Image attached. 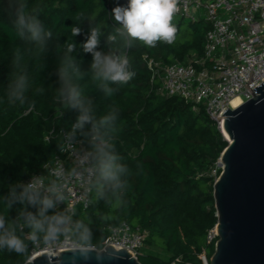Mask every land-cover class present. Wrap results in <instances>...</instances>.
<instances>
[{
    "label": "trees",
    "instance_id": "16d2710c",
    "mask_svg": "<svg viewBox=\"0 0 264 264\" xmlns=\"http://www.w3.org/2000/svg\"><path fill=\"white\" fill-rule=\"evenodd\" d=\"M28 2L30 10L38 9L41 23L53 32L54 38L42 56H37L35 50L27 51L14 35V17L3 10L0 0V196L7 195L9 184L27 183L33 173L43 172V166L60 153L56 145L78 115L57 101L59 60L55 43L73 41L77 45L74 54L87 70L92 55L83 52L80 45L85 42L89 21L81 22V34L73 37L72 28L79 22L72 17L82 11L96 22H104L106 26L101 31L107 32L115 24L111 10L117 4L126 5L127 0ZM173 23L178 31L172 45L161 42L149 48L138 43L128 50L136 76L111 99L106 100L87 79L81 81L97 115L105 114L109 105L120 109L118 131L107 135L105 142H114L127 172L122 176V187L103 188L105 198L98 199L97 189H92L91 205L78 209L74 220L82 221L91 230L92 247L99 250L104 247L107 226L126 222L141 228L147 235L139 255L142 264H200L198 254L218 220L213 185L221 170L217 176L213 171L228 145L219 125L202 105L196 106L180 96H167L159 90V83L151 81L152 71L147 65L150 59L163 65L180 62L193 63L198 68L210 66L203 62L210 24L204 20L194 22L177 13ZM100 39L98 50L106 51L104 36ZM17 47H21L23 56L19 69L26 72L29 82L23 106L10 103L6 95ZM41 87L44 91L38 92ZM101 132L106 134L104 129ZM77 140L91 152L87 137L77 133ZM20 207L15 205L9 215L14 217ZM214 249V245L209 247L210 255ZM29 258L30 255L25 258L0 250V264H24Z\"/></svg>",
    "mask_w": 264,
    "mask_h": 264
},
{
    "label": "clouds",
    "instance_id": "9594fccd",
    "mask_svg": "<svg viewBox=\"0 0 264 264\" xmlns=\"http://www.w3.org/2000/svg\"><path fill=\"white\" fill-rule=\"evenodd\" d=\"M179 3L180 0H127L126 5L117 4L111 10L115 24L107 32L101 31L106 26L104 22H96L94 17H87L82 11L74 14L72 19L79 22V26L72 28L73 37L81 34V22L89 21L85 42L80 47L83 52L92 55V60L88 69L84 70L83 61L74 54L77 45L73 41L63 45L56 42L54 45L59 60L57 101L67 110L78 112L70 130L64 133L56 147L61 153L74 151L77 133L87 137L92 150L82 154L81 159L87 160L91 173L84 166L71 170L61 167L50 170V180L41 175L27 183L9 184L7 195L0 196V250L27 258L30 245L43 243L51 246L62 237L69 236L79 240L81 249L77 251L93 246L91 230L82 221L74 220L76 209L57 210L58 205L64 204L67 199L64 180L71 176L83 183L90 176V190L97 189V198H105L104 187L115 189L124 185L122 176L127 168L120 163L121 157L116 153L114 142H105L107 135L118 131L120 109L109 105L105 114L97 115L81 81L87 79L106 100L111 99L121 86L136 76L128 50L138 43L154 48L161 42L168 45L175 42L178 29L173 20ZM3 10L14 17V35L23 42L27 51L35 50L37 56L49 51L53 32L41 23L38 9H29L28 0H3ZM101 36L105 38L106 51L98 50ZM22 59L21 47H17L12 61L14 70L9 73L6 86L8 101L12 104L18 102L21 106L27 102L29 89L28 76L23 69H19ZM37 91L43 92L44 89L41 87ZM102 129L106 130V134H102ZM138 167L142 168V165L138 163ZM17 204L22 207L16 209V215L11 217L9 213ZM25 229L28 231L25 232ZM83 258L87 259V256Z\"/></svg>",
    "mask_w": 264,
    "mask_h": 264
},
{
    "label": "built area",
    "instance_id": "2783aa9c",
    "mask_svg": "<svg viewBox=\"0 0 264 264\" xmlns=\"http://www.w3.org/2000/svg\"><path fill=\"white\" fill-rule=\"evenodd\" d=\"M177 14L191 20H204L210 24L206 34L203 62L210 66L198 68L193 63L176 62L163 65L153 59L147 65L152 71V83H159V90L167 96H180L196 106L202 105L221 130L225 111L232 107V101L241 97L244 104L252 98L251 91L264 81V0H180ZM241 104V105H242ZM218 119L221 121L218 122ZM64 133L62 136H64ZM47 141L50 137L46 138ZM89 153L82 141L77 140L74 151L58 153L51 162L43 166V172L33 173L27 180L44 175L49 180L50 170L84 166L88 173L91 167L82 154ZM216 167L213 175L217 176ZM91 177L80 182L71 176L64 180L66 202L58 205L59 211L79 207L87 209L92 203ZM104 247L112 244L125 248L139 257L145 245L146 233L139 227L128 223L110 225ZM218 240L216 228L208 231L206 246L198 254L200 264H211L209 247ZM81 247L73 236L61 238L51 246L43 243L30 245V258L40 253L53 254ZM103 247V248H104Z\"/></svg>",
    "mask_w": 264,
    "mask_h": 264
},
{
    "label": "water",
    "instance_id": "95a60500",
    "mask_svg": "<svg viewBox=\"0 0 264 264\" xmlns=\"http://www.w3.org/2000/svg\"><path fill=\"white\" fill-rule=\"evenodd\" d=\"M250 91V100L219 117L228 145L213 185L218 240L211 264H264V82ZM77 249L40 253L24 264H142L112 244Z\"/></svg>",
    "mask_w": 264,
    "mask_h": 264
},
{
    "label": "bare ground",
    "instance_id": "6f19581e",
    "mask_svg": "<svg viewBox=\"0 0 264 264\" xmlns=\"http://www.w3.org/2000/svg\"><path fill=\"white\" fill-rule=\"evenodd\" d=\"M243 103V100L241 97H236L233 101H232V107L233 108H238L239 106H241V104ZM228 138V136H226Z\"/></svg>",
    "mask_w": 264,
    "mask_h": 264
},
{
    "label": "rangeland",
    "instance_id": "374dc122",
    "mask_svg": "<svg viewBox=\"0 0 264 264\" xmlns=\"http://www.w3.org/2000/svg\"><path fill=\"white\" fill-rule=\"evenodd\" d=\"M217 167H218V168H220V165H219V163L217 164ZM78 209H82V208H81V207H79ZM143 252H145V251L143 250V251H142V253H143ZM157 252H158V253H162V252H161V249H157Z\"/></svg>",
    "mask_w": 264,
    "mask_h": 264
}]
</instances>
